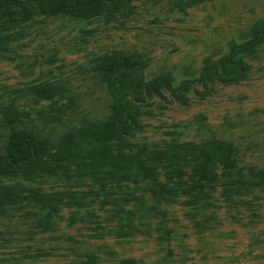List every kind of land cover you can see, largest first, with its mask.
I'll use <instances>...</instances> for the list:
<instances>
[{"label": "rangeland", "instance_id": "obj_1", "mask_svg": "<svg viewBox=\"0 0 264 264\" xmlns=\"http://www.w3.org/2000/svg\"><path fill=\"white\" fill-rule=\"evenodd\" d=\"M120 3L91 19L38 16L0 29V110L15 106L25 127L53 143L101 122L112 99L97 64L119 52L144 63L148 92L114 150L149 159L227 143L241 165L264 167V41L236 82L206 67L252 38L264 0ZM173 169L156 180H97L73 166L0 178V264H264V192L225 200L211 191L197 203L185 193L197 177L183 162Z\"/></svg>", "mask_w": 264, "mask_h": 264}, {"label": "trees", "instance_id": "obj_2", "mask_svg": "<svg viewBox=\"0 0 264 264\" xmlns=\"http://www.w3.org/2000/svg\"><path fill=\"white\" fill-rule=\"evenodd\" d=\"M118 1L122 2L0 0V29L20 25L38 16L86 20L106 12L114 14L122 6L117 4ZM262 41L264 20L254 27L250 40L233 44L220 59L208 62L207 70L221 83L240 80L248 70L245 61L256 56L255 46ZM97 69L112 99L108 116L101 122L68 129L54 143L25 127L23 115L15 106L2 107L0 129L5 132V140L0 145V178L54 175L73 166L80 175L97 180L131 176L156 180L159 170L172 173L173 164L183 162L197 177L185 184L186 195L196 199L197 203L203 202L211 191L219 190L225 200L240 194L243 189L264 192V167L241 165L238 151L231 144L191 147L169 154L154 153L149 159L122 149L114 150L112 144L116 140L132 134L136 125L134 103L143 102L148 92L142 73L144 63L139 58L116 52L100 60ZM39 92V96L46 97L45 90ZM156 192L161 193L160 189ZM119 264L136 262L126 259Z\"/></svg>", "mask_w": 264, "mask_h": 264}]
</instances>
